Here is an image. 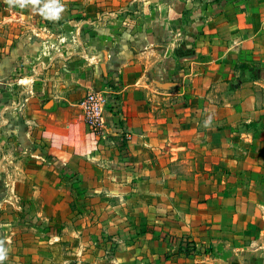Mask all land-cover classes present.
<instances>
[{
  "label": "crops",
  "instance_id": "obj_1",
  "mask_svg": "<svg viewBox=\"0 0 264 264\" xmlns=\"http://www.w3.org/2000/svg\"><path fill=\"white\" fill-rule=\"evenodd\" d=\"M198 1L0 0V175L63 228L46 241L264 264V0ZM89 92L108 97L101 135Z\"/></svg>",
  "mask_w": 264,
  "mask_h": 264
},
{
  "label": "rangeland",
  "instance_id": "obj_2",
  "mask_svg": "<svg viewBox=\"0 0 264 264\" xmlns=\"http://www.w3.org/2000/svg\"><path fill=\"white\" fill-rule=\"evenodd\" d=\"M3 181L8 178L0 175V245L7 249L0 264H111L109 255L77 256L71 242L46 241L48 235L61 234L63 228L45 223L38 217L37 204L20 200L14 191L7 190Z\"/></svg>",
  "mask_w": 264,
  "mask_h": 264
},
{
  "label": "built area",
  "instance_id": "obj_3",
  "mask_svg": "<svg viewBox=\"0 0 264 264\" xmlns=\"http://www.w3.org/2000/svg\"><path fill=\"white\" fill-rule=\"evenodd\" d=\"M108 105V97L104 92H89L82 98L78 107L88 129L101 135L105 131L104 113Z\"/></svg>",
  "mask_w": 264,
  "mask_h": 264
},
{
  "label": "clouds",
  "instance_id": "obj_4",
  "mask_svg": "<svg viewBox=\"0 0 264 264\" xmlns=\"http://www.w3.org/2000/svg\"><path fill=\"white\" fill-rule=\"evenodd\" d=\"M24 0H20V7H24ZM47 10V12L45 13L46 15H50V16H56L57 13L60 11L59 7H56L54 4H45L44 5V9H42L41 11H45ZM7 256V249H5L2 245H0V262H2Z\"/></svg>",
  "mask_w": 264,
  "mask_h": 264
},
{
  "label": "trees",
  "instance_id": "obj_5",
  "mask_svg": "<svg viewBox=\"0 0 264 264\" xmlns=\"http://www.w3.org/2000/svg\"><path fill=\"white\" fill-rule=\"evenodd\" d=\"M195 246L191 243H187L186 244V247H184L183 249V252L186 254V255H190L192 253H194L196 250H195Z\"/></svg>",
  "mask_w": 264,
  "mask_h": 264
}]
</instances>
